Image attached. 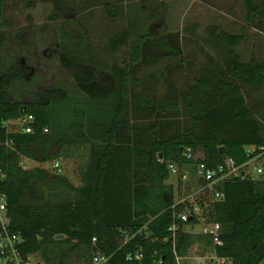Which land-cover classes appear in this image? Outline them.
Returning a JSON list of instances; mask_svg holds the SVG:
<instances>
[{"label":"trees","instance_id":"trees-1","mask_svg":"<svg viewBox=\"0 0 264 264\" xmlns=\"http://www.w3.org/2000/svg\"><path fill=\"white\" fill-rule=\"evenodd\" d=\"M42 1L63 10L68 6L67 0ZM4 5L5 0H0V25ZM246 7L249 16L264 15L254 0H246ZM210 29L224 70L203 66L182 99L174 100V108L182 103L189 116L185 132L174 138L153 137L149 143L138 139L139 143H134L126 134L119 138L128 110L129 67L113 68L116 91L106 90V96L96 97L90 89V98L84 97L85 109L70 111L69 117L74 116L77 122L67 128L54 120V107L64 102L80 103L83 98L69 97L59 88L38 94L32 103H15L7 99V88L23 78L19 74L22 64L2 77L0 171L7 179L1 186L8 197L10 233L22 239L18 249L23 258L41 254L43 264H61L60 252L66 255L84 249L88 254L86 264H93L96 251L111 257L109 264H177L174 251L185 257L199 250L232 264L264 261V183L229 182L219 186L225 200L213 205L209 221L221 227V246L209 236L185 232L181 222L175 242L171 240L175 189L165 184L170 178L168 163L186 164L181 157L185 149L192 148L204 154L211 168L226 158L242 165L249 160L248 147H264V96L250 101L241 87L264 89V64L241 61L236 48L244 36L218 33L215 26ZM130 38L129 30L114 35L106 51L113 54L121 50ZM147 38L143 36L135 47L132 64L143 58ZM23 114L35 116V133L7 135L3 124ZM9 142H13L12 147ZM71 147L86 151L82 187L60 174L23 167V157L47 163L59 159ZM61 235L65 238L58 240ZM138 252L143 254L141 262L127 260Z\"/></svg>","mask_w":264,"mask_h":264},{"label":"rangeland","instance_id":"rangeland-1","mask_svg":"<svg viewBox=\"0 0 264 264\" xmlns=\"http://www.w3.org/2000/svg\"><path fill=\"white\" fill-rule=\"evenodd\" d=\"M67 2L63 10L42 0H5L0 25V82L13 66L22 64L19 74L23 78L9 85L7 99L29 104L38 94L59 88L69 97L83 98L80 103L64 102L54 107V120L63 128L77 122L69 113L77 107L85 109L90 89L96 97L106 96V90H117L113 75L116 66L132 71L127 85L128 110L123 118L126 124L119 138L126 134L134 143L137 139L149 143L153 137L165 140L183 134L189 125L188 112L182 103L174 108V100L182 99L203 66L224 70L223 59L212 45V41L216 42L211 36L213 26L219 28L218 33L244 36L236 48L243 63L255 60L264 64V15L249 16L246 0ZM255 3L264 11V0ZM124 30L131 33L129 42L113 54L107 52L110 39ZM145 35L148 38L143 58L132 64L133 51ZM241 87L250 101L264 96V89ZM59 159L63 164L60 173L49 162L22 158L25 168L60 174L74 186L82 187L85 148H67ZM165 184L177 188L175 178L170 177ZM206 256L208 264H232L212 253ZM58 257L61 264H86L88 254L78 249L66 255L60 252ZM33 259L43 264L41 254Z\"/></svg>","mask_w":264,"mask_h":264},{"label":"built area","instance_id":"built-area-1","mask_svg":"<svg viewBox=\"0 0 264 264\" xmlns=\"http://www.w3.org/2000/svg\"><path fill=\"white\" fill-rule=\"evenodd\" d=\"M36 118L32 114H23L17 120H11L3 124L9 134H34ZM12 147L13 142L7 144ZM258 151V152H257ZM249 160L239 165L232 158H226L222 164L216 168H211L205 163V156L200 151L187 148L183 152L181 159L187 161L182 165L181 162H169L168 172L171 178L177 180L175 199L171 207L175 223L170 228L171 240L175 238L180 230L181 222L185 227L192 222L193 227H202L197 232L201 235L212 238L215 245L221 246V227L209 221V213L214 204L225 200V193L219 186L229 182H253L264 183V147L247 148ZM54 171L61 172L62 162L60 159L48 163ZM7 179L5 172L0 171V264H40L35 262L33 256L23 258L18 246L23 242L22 239L10 233V219L8 213V197L2 188V183ZM97 239H94L96 245ZM175 247V245H174ZM177 264H182L187 260L193 264H208L209 258L206 255L199 256L197 253L186 257L178 256ZM143 254L138 252L130 254L127 258L130 262H141ZM111 257L96 251L93 257V264H109ZM158 264V262H157Z\"/></svg>","mask_w":264,"mask_h":264},{"label":"crops","instance_id":"crops-1","mask_svg":"<svg viewBox=\"0 0 264 264\" xmlns=\"http://www.w3.org/2000/svg\"><path fill=\"white\" fill-rule=\"evenodd\" d=\"M255 1V0H254ZM256 4V3H255ZM174 199H175V197H174ZM193 225L192 224H188L184 229H185V232H188V233H191V234H196V235H201V234H199L197 231H191V230H187V227H192ZM175 252V251H174ZM177 252V251H176ZM193 253H197L199 256H202V255H206V254H209V253H205V254H203V253H201V251H199V250H192V251H190L186 256H189L190 254H193ZM178 254V253H177ZM179 256V255H178ZM185 256V257H186ZM181 257V256H180ZM215 257L216 258H218L216 255H215ZM219 259V258H218ZM220 260H226V259H220ZM185 261H187V260H185ZM227 261V260H226ZM229 261V260H228ZM264 263V261L261 263V264H263ZM182 264H184V261L182 262Z\"/></svg>","mask_w":264,"mask_h":264},{"label":"water","instance_id":"water-1","mask_svg":"<svg viewBox=\"0 0 264 264\" xmlns=\"http://www.w3.org/2000/svg\"><path fill=\"white\" fill-rule=\"evenodd\" d=\"M223 151H225V149H223ZM160 158H163V156L161 155L160 156ZM28 164H26V166H27ZM65 238V236H63V235H61V236H58V240H62V239H64Z\"/></svg>","mask_w":264,"mask_h":264}]
</instances>
